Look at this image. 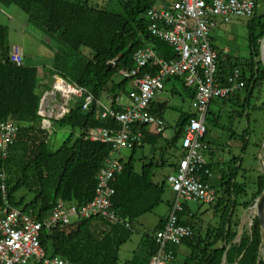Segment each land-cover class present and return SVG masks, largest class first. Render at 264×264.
Instances as JSON below:
<instances>
[{
  "label": "trees",
  "instance_id": "obj_1",
  "mask_svg": "<svg viewBox=\"0 0 264 264\" xmlns=\"http://www.w3.org/2000/svg\"><path fill=\"white\" fill-rule=\"evenodd\" d=\"M162 1L115 0L113 5L99 6L93 5L91 0H0L4 7L19 8L27 15L32 27L56 42L57 52L52 69L48 71L49 77L61 78L93 97V103L87 111L81 109L83 99H75L63 118L53 120L54 124L61 127L69 126L73 132L77 130L78 135L73 136L72 132L57 150L52 151L49 145L50 132L42 128L43 118L37 114L41 98L38 71L34 67H16L9 63L12 47L7 43V28L0 25V124L10 120L18 127L16 140L7 157L0 156L8 210H20L35 215L38 220H44L50 215L57 200L80 207L93 199L96 176L105 159L111 155V145L88 141L84 138L85 132L98 128L117 129L111 119H100L98 103H102L105 97L114 110H119L115 100L125 92L129 81L116 83L113 78L118 77L119 71L134 67L132 57L136 51L151 47L158 57L164 60L175 59L173 49L150 36L147 29V12ZM247 29V61H234L230 56L222 54L209 37L211 47L217 51V81L223 85L234 70L240 72L241 79L238 81L244 83L241 90L245 91V97L242 98L238 91L223 99V102L243 108L241 114H245L246 120L250 99L264 85V67L259 60V41L264 37V15L256 18L254 11ZM82 49L89 51V57L81 52ZM114 60L115 66H111L110 62ZM144 72L151 75L157 73L155 68L145 69ZM179 81L192 102L194 91ZM44 87L48 89L47 85ZM213 101L216 100L211 103ZM150 107H154V110L149 108V112L162 119L166 104L154 103ZM194 116L181 115L174 135L169 140H162V133H155L152 140L143 139L142 145L131 150L132 156L123 163V171L112 184V205L122 219L128 221L129 227L125 228L124 223L112 224L97 218L76 220L68 227H57L51 231L43 230L40 245L46 255L58 256L70 264H147L157 249L154 237L163 229L166 219L155 227L151 236L143 239L146 245L143 257L134 253L131 259L122 263L119 250L133 234L132 224L158 208L168 186L165 182H153L154 168L163 166L160 164L162 160L158 164L144 158L145 162L138 172L133 155L143 144L148 143L146 145L153 151H160V159L165 156V163L170 153L174 155L180 150L184 156L180 141L185 126ZM206 118L207 114L205 121ZM215 122L213 120L212 127H217ZM144 127L140 130L142 133ZM208 132L206 127L202 143L207 144L204 139ZM234 136L240 141L244 139L235 132L231 138ZM160 141L162 145L158 147ZM243 145L246 146L247 142ZM206 166L211 170L208 163ZM240 171L241 166L227 169V174L224 173L228 177L231 173V176L222 178L221 189L215 190L212 186L216 200L210 206L219 215L216 226L209 225L203 230L197 216L190 213L183 204V210L178 214V224L189 227L192 236L179 245L189 250L182 264H264V233L254 210L255 202L264 190V176L260 174L255 179L254 190L248 195L247 184L236 181ZM22 190L25 194L18 197L17 194ZM26 195L32 198L27 201ZM167 205L170 207L169 202ZM0 207L4 208L1 195ZM237 208L242 213L254 211L247 229L241 224V216H235ZM168 248L176 256L178 246ZM170 264L176 263L173 261Z\"/></svg>",
  "mask_w": 264,
  "mask_h": 264
},
{
  "label": "built area",
  "instance_id": "obj_2",
  "mask_svg": "<svg viewBox=\"0 0 264 264\" xmlns=\"http://www.w3.org/2000/svg\"><path fill=\"white\" fill-rule=\"evenodd\" d=\"M256 0H168L150 9L148 33L173 49L175 59L164 60L151 47L136 51L132 57L134 67L121 70L118 76L131 83L125 101L115 100L119 110L98 103L101 120L107 118L116 123L117 129L98 128L85 132L84 138L91 142L111 145V155L105 159L96 176L93 199L84 206L67 204L57 200L50 215L38 220L35 215L8 210L4 173L0 170V195L4 208L0 207V264H70L58 256L48 257L40 245L43 230L68 227L76 220L101 219L117 224L128 221L113 209L114 183L123 171V161L119 157L122 149L133 150L142 145V126L153 127L156 134L163 133L166 124L163 119L149 112L154 97L164 90V81L179 79L184 86L194 91L191 108L194 117L183 130L180 141L184 156L176 170L166 182L175 195L166 218L164 228L157 232L154 241L156 252L147 264H169L175 259L169 246H179L192 236L189 227L178 224V214L183 210V202L191 201L211 205L216 200V192L210 184L211 171L206 166L204 154L209 150L202 143L206 133L205 117L212 100H223L244 88L239 70H234L221 85L216 79L218 68L217 51L211 47L210 34L218 23L226 24L232 18L250 19L256 9ZM9 63L23 66L21 50L13 46ZM115 66V60L110 62ZM155 68L151 75L145 69ZM59 85V88L56 85ZM53 86V97L40 99L39 116L43 118L42 128L50 130L48 120L52 114L56 120L63 118L70 108V101L83 99L82 111H87L93 97L81 88L60 79ZM58 94L59 104L56 98ZM47 104V105H45ZM18 127L13 121L0 124V156L6 158L16 140ZM205 178L206 180H203Z\"/></svg>",
  "mask_w": 264,
  "mask_h": 264
},
{
  "label": "rangeland",
  "instance_id": "obj_3",
  "mask_svg": "<svg viewBox=\"0 0 264 264\" xmlns=\"http://www.w3.org/2000/svg\"><path fill=\"white\" fill-rule=\"evenodd\" d=\"M91 3L93 5L105 6L106 4L113 5L115 0H91ZM159 5H161V2L157 4V6ZM255 14L256 18L264 15V0H258ZM249 20L250 19L245 18H232L228 23L218 26L211 32V41L213 45H215L219 50V52L230 56L234 61L249 60V33L247 29ZM0 25L7 28L8 46H16L21 50L23 64L37 69L38 76L41 79V82H43L39 89V94L41 95L40 99H42L46 93V98L53 97V86L57 84L58 80L61 79L58 77H49L48 72L52 69L54 57L57 52L56 42L50 40L46 35L32 27V25L28 22L27 15L15 6L4 7L0 4ZM263 38L259 41V60L264 67V50L262 49L264 44ZM81 52L89 57V51L82 49ZM113 81L117 83L122 81V78L116 76L113 78ZM45 85L48 86V89H45ZM130 85L131 83L128 82L125 87V92L121 93V97L124 98V100L126 98L127 92L129 91ZM171 86L172 82H165L164 90L162 93H159L158 96L156 95L153 100L155 104H167L169 107V109L165 111L164 115L167 125L163 131V138L165 140H169L173 137L176 129V123L180 118V113H192L194 111L191 108V102L188 97L185 96V92L180 83H177V90L179 91L180 96H172L170 94ZM239 94L242 98H244L246 95L245 91L242 90L239 91ZM56 98L58 105H60L58 94H56ZM102 101L107 105L109 104L108 99L105 97H103ZM249 106V110L246 111L249 113V116L248 120H246V118L241 119L240 116H232V112H237L238 115H242L241 111L244 110L243 108L235 107L230 102H223V100L213 101L210 104L211 110H214L215 107H221V113L218 115L219 127H212L213 119L210 116H207L205 121V125L209 129L207 139L211 142H215V138L219 136V141H217V143L221 144L222 146L227 142L229 145L226 147V153L230 154L232 152L231 157L238 156L239 151L232 150L230 143H232L234 139H228V137L231 136L232 132H236L238 135H240L242 127H249V141L247 149L244 153V160L242 164V168L246 170V172H239L236 180L237 183L247 184L248 195L254 190L253 182L255 179L260 174L264 175V158L261 159L259 156L264 133V85L254 93L253 97L250 99ZM52 115L53 118L56 113H53ZM43 118L46 119L45 117ZM51 123V129L49 130V145L50 149L55 151L73 131L69 126L61 127L58 124H54L53 122ZM239 124L240 127H238ZM72 134L73 136H77L78 131L75 130ZM153 154L154 155H152V152H150L149 145H145L142 149H138L133 155L136 171H140L142 164H144L143 162H145V160H143L144 157L151 159L154 163L158 162L159 164L160 152H153ZM172 154L173 153H170V157L168 159L169 164L167 166L163 168L160 166L154 168V183L161 184L162 182H165L164 178L171 174V164L175 163V158H173ZM131 155V151L128 149H122L119 153V157L124 162H126L131 157ZM165 183L167 186V182ZM214 188L215 190H218L219 185L215 184ZM24 194L25 191L22 190L17 194V196L19 197ZM170 197L171 193L168 188H166L162 197V202L158 208L152 214L145 215L132 224L133 234L130 240L119 250L120 262L123 263L131 259L133 254L139 250L138 248L140 247L141 240L146 238V236H151L152 233H154L157 223L167 213V202L170 200ZM25 198L27 201H29L32 196L26 195ZM183 204H185L190 213L198 217V220H200L199 224L203 230L209 225L216 226L219 222V215L214 213L213 208L210 205L191 201L183 202ZM237 215L242 216V211L240 208L236 209L235 216ZM253 215L254 213L251 211L248 218H245L244 227H246V229L251 224V217ZM124 227L127 228L129 225ZM180 248V253L176 258L177 264H182L183 260L189 254V250L186 247L181 246ZM261 253H263V251Z\"/></svg>",
  "mask_w": 264,
  "mask_h": 264
},
{
  "label": "crops",
  "instance_id": "obj_4",
  "mask_svg": "<svg viewBox=\"0 0 264 264\" xmlns=\"http://www.w3.org/2000/svg\"><path fill=\"white\" fill-rule=\"evenodd\" d=\"M164 1H168V0H164ZM220 25H222V23H218V26H220ZM217 26V27H218ZM219 51V50H218ZM165 82H172V86H171V92H170V94L172 95V96H174V95H177V96H180V93H179V91L177 90V83H180V81L179 80H175V79H167V80H165L164 81V87H165ZM41 84H43V82H41ZM131 85H130V87H129V90H131ZM184 90V92H185V96H187V90H185V89H183ZM162 93V92H161ZM157 96H158V94H157ZM120 97H121V95H120ZM122 99H124V98H122ZM74 100H72V101H70V103H72ZM109 101V100H108ZM102 103H103V101H102ZM110 101H109V104L107 105V104H105V103H103L104 105H106V106H110ZM122 103H127V101H125V100H122ZM152 104H154V102H152L151 103V105L150 106H152ZM211 104V103H210ZM119 107V106H118ZM167 109H169V107H168V105L166 104V110ZM38 110H39V108H38ZM150 110H154V107H150ZM165 110V111H166ZM165 111H164V113L162 114V119L164 120V122H165V124H166V120H165V118H164V115H165ZM221 113V107H215L214 108V110H211L210 109V105H209V108H208V111H207V116H210L213 120H214V123H216L215 121H217V127H219L218 126V115ZM38 115H39V113H37ZM183 114H194V111L191 113V112H188V113H184V112H181L180 113V116L181 115H183ZM232 116L233 117H237V116H240V118L241 119H243V118H245V114H243V115H238V113L236 112H232ZM232 117V118H233ZM53 120H56V118H51L50 120H48V122L50 123V126H51V122H53ZM241 121H243V120H241ZM248 122V121H247ZM167 126V125H166ZM238 127H240V124H239V126ZM51 129V128H50ZM143 133H145V135H144V139H146V141H148V140H152L151 138H152V136H155V131H154V129H153V127H150V126H148V127H144L143 128ZM209 133V132H208ZM208 133H207V135H208ZM233 133V132H232ZM236 133V132H235ZM236 134H238V133H236ZM240 135H242L243 137H244V139L242 140V141H240L239 139H237V138H235V136L233 137V139H234V141L232 142V143H230V146H231V148H232V150H236V151H239V155L238 156H234V157H231L232 156V152L229 154V153H226V147H228V143L226 142L224 145H222L221 146V144H218L217 143V141H219V136L218 137H216L215 138V142H211L210 140H208L207 139V136L205 137V139H204V141L208 144V147H209V150H208V152L207 153H205V155H204V157H205V161H206V163H208L209 165H210V171H211V174H212V177H211V179H210V184H211V186H214L215 184H218L219 185V189L218 190H220L221 188H220V182H221V180H222V178H229L230 176H231V173H229L228 175H229V177L228 176H226V174H227V172H225V171H227V169H232V168H234V167H239V166H241L242 167V164H243V160H244V153H245V151H246V149H247V146H248V141H249V135H250V131H249V127H246V128H243L242 127V130H241V133H240ZM231 136H232V134H231ZM231 136H229L228 137V139H232L231 138ZM162 140H164V138H163V133H162ZM247 142V145L245 146V145H243V143L244 142ZM146 144H148V143H145V144H143V146L141 147V149L146 145ZM159 145H162V141H160L159 143H158V147H159ZM227 145V146H226ZM157 151H159V150H155V151H153V149L150 147V152H152V155H154L153 154V152L154 153H156ZM160 152V151H159ZM131 154H132V152H131ZM182 151H180L179 150V152L178 153H176V154H174L173 155V158H175V163H172L171 165V174H173L175 171H174V168L175 167H177V165H178V163H179V161L182 159ZM132 156V155H131ZM259 156L261 157V159L262 158H264V138H263V142H262V144H261V150L259 151ZM145 158V157H144ZM164 158H165V156H162L161 157V159L160 160H162L161 161V163L160 164H162L163 166H161L162 168L163 167H165V166H167L169 163H168V161H166V163H165V161H163L164 160ZM121 159V158H120ZM153 159V158H152ZM122 160V159H121ZM123 161V160H122ZM127 162V161H126ZM123 163H125L124 161H123ZM263 165H264V163H263ZM174 166V167H173ZM226 174H225V173ZM241 172V171H240ZM242 172H246V170H244L243 168H242ZM263 172H264V169H263ZM171 174H169V175H171ZM169 175H167L165 178H164V180H165V182H166V179H167V177L169 176ZM238 175V174H237ZM264 176V175H263ZM237 177L238 176H236V180H237ZM163 183V182H162ZM168 186V185H167ZM168 190L170 191V193H171V197H170V200L168 201L169 203H170V206H171V204H172V202H173V200H174V198H175V195H174V193L172 192V190L169 188V186H168ZM169 210H170V207L167 205V213H166V215L163 217V218H161L160 220H159V222L157 223V225L161 222V221H163V219L165 220L166 218H167V216H168V214H169ZM250 213H251V211H245V212H243L242 213V216H241V224H242V226L244 227V223H245V218H248V216L250 215ZM253 213H254V211H253ZM198 218V217H197ZM198 221H200V220H198ZM156 225V226H157ZM164 228V227H163ZM145 246L146 245H144V242H143V240H141V243H140V247L138 248L139 250L137 251V252H135V254L138 256V257H143L144 255H145V252H146V248H145ZM181 246H178V248L176 249V258H177V256L179 255V253H180V248ZM184 247V246H183ZM176 258L173 260L174 261V263H176ZM172 263V262H171ZM170 264V263H169ZM177 264V263H176Z\"/></svg>",
  "mask_w": 264,
  "mask_h": 264
},
{
  "label": "water",
  "instance_id": "obj_5",
  "mask_svg": "<svg viewBox=\"0 0 264 264\" xmlns=\"http://www.w3.org/2000/svg\"><path fill=\"white\" fill-rule=\"evenodd\" d=\"M262 49L264 50V47ZM254 210L259 220L260 228L262 232L264 233V190L262 191L261 195L257 198L255 205H254Z\"/></svg>",
  "mask_w": 264,
  "mask_h": 264
},
{
  "label": "bare ground",
  "instance_id": "obj_6",
  "mask_svg": "<svg viewBox=\"0 0 264 264\" xmlns=\"http://www.w3.org/2000/svg\"><path fill=\"white\" fill-rule=\"evenodd\" d=\"M263 47H264V44H263ZM56 87L59 88V85L57 84Z\"/></svg>",
  "mask_w": 264,
  "mask_h": 264
}]
</instances>
